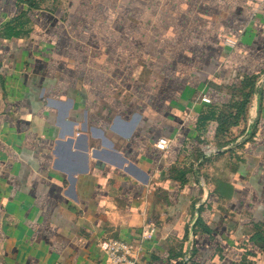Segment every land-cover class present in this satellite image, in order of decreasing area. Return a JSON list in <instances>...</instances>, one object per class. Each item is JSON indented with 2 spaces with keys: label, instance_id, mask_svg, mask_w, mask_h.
Here are the masks:
<instances>
[{
  "label": "crops",
  "instance_id": "obj_1",
  "mask_svg": "<svg viewBox=\"0 0 264 264\" xmlns=\"http://www.w3.org/2000/svg\"><path fill=\"white\" fill-rule=\"evenodd\" d=\"M30 3L0 0V264L149 222L137 264H264V0Z\"/></svg>",
  "mask_w": 264,
  "mask_h": 264
},
{
  "label": "built area",
  "instance_id": "obj_2",
  "mask_svg": "<svg viewBox=\"0 0 264 264\" xmlns=\"http://www.w3.org/2000/svg\"><path fill=\"white\" fill-rule=\"evenodd\" d=\"M225 44L234 47L237 41L231 38L226 39ZM200 100L204 103H211V98L202 95ZM169 139L160 137L155 145L160 150H166L169 146ZM155 226L152 222L147 223L142 229V240L139 243H131L121 238H109L100 242V248L110 261V264H137L139 253L142 249L141 245L145 240H149L155 233ZM189 256L186 257L188 259Z\"/></svg>",
  "mask_w": 264,
  "mask_h": 264
},
{
  "label": "trees",
  "instance_id": "obj_3",
  "mask_svg": "<svg viewBox=\"0 0 264 264\" xmlns=\"http://www.w3.org/2000/svg\"><path fill=\"white\" fill-rule=\"evenodd\" d=\"M26 1H30L31 2L30 4L33 5V6H35V5L39 4L40 2H42L43 0H26ZM242 94L244 96L248 97V93L247 92H243ZM243 111H244V106H240V108H239V114H242ZM229 122H232V121H229Z\"/></svg>",
  "mask_w": 264,
  "mask_h": 264
}]
</instances>
